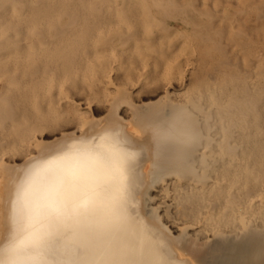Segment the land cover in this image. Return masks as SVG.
<instances>
[{
	"label": "bare ground",
	"instance_id": "6f19581e",
	"mask_svg": "<svg viewBox=\"0 0 264 264\" xmlns=\"http://www.w3.org/2000/svg\"><path fill=\"white\" fill-rule=\"evenodd\" d=\"M218 1L0 0V264H264V0Z\"/></svg>",
	"mask_w": 264,
	"mask_h": 264
},
{
	"label": "rangeland",
	"instance_id": "374dc122",
	"mask_svg": "<svg viewBox=\"0 0 264 264\" xmlns=\"http://www.w3.org/2000/svg\"><path fill=\"white\" fill-rule=\"evenodd\" d=\"M219 1H222V2H224L225 0H219ZM215 2L217 5H219V3H221V2ZM228 1H233V2H236L237 0H228ZM215 4V5H216ZM178 36H181V34H179V35H177L176 36V38L178 37ZM181 38V37H180ZM177 39H179V37L177 38ZM185 49V50H184ZM189 48H185V47H182L180 50H179V52L177 53V57H175L174 58V60L177 58V60L176 61H178V60H180L181 58L180 57H182V59H188V58H191V57H194L193 56V54H189L190 52H188V51H190V49L188 50ZM182 50V51H181ZM188 50V51H187ZM185 51H187V52H185ZM182 52H183V54H182ZM180 53L182 54V55H180ZM185 53H187V54H185ZM185 55H187L186 57H185ZM180 56V57H179ZM184 57V58H183ZM189 60V59H188ZM186 62V61H185ZM188 67H190L189 65H188ZM187 66H185V69H187L188 68ZM185 72H186V74L188 73L186 70H185ZM50 139V138H49ZM49 139H47V140H49Z\"/></svg>",
	"mask_w": 264,
	"mask_h": 264
},
{
	"label": "snow or ice",
	"instance_id": "6c2138e0",
	"mask_svg": "<svg viewBox=\"0 0 264 264\" xmlns=\"http://www.w3.org/2000/svg\"><path fill=\"white\" fill-rule=\"evenodd\" d=\"M48 247H49V250L51 251V253L53 254V256H55L57 254V252H58V246H57V244L50 243L48 245Z\"/></svg>",
	"mask_w": 264,
	"mask_h": 264
}]
</instances>
